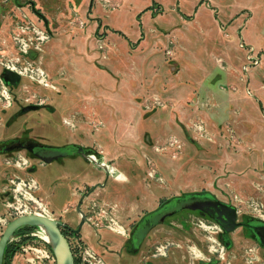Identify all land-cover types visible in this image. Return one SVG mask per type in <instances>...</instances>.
I'll use <instances>...</instances> for the list:
<instances>
[{
	"label": "rangeland",
	"instance_id": "374dc122",
	"mask_svg": "<svg viewBox=\"0 0 264 264\" xmlns=\"http://www.w3.org/2000/svg\"><path fill=\"white\" fill-rule=\"evenodd\" d=\"M32 1L47 26L28 0H0V236L13 219L36 213L77 228L78 198L102 184L82 202L88 220L80 233H67L73 264H175L173 252L187 255V264H264V249L245 227L264 222V110L254 105L257 93L240 85L248 77L242 68L236 85L216 84L221 63L226 70L244 62L239 28L235 38L228 29L241 14V27L249 18L245 43L260 55L248 71L264 80V0ZM144 56L165 65L153 64L158 77L146 71L132 80L131 94V62L121 79L108 61ZM11 67L21 75L8 85L3 73ZM223 91L232 92H224L226 106L216 96ZM28 144L73 154L46 164ZM199 193L235 209L241 226L228 234L231 246L215 222L191 211L155 224L139 245L131 240L143 215ZM40 233L35 225L17 228L2 264H56Z\"/></svg>",
	"mask_w": 264,
	"mask_h": 264
},
{
	"label": "flooded vegetation",
	"instance_id": "af4514ba",
	"mask_svg": "<svg viewBox=\"0 0 264 264\" xmlns=\"http://www.w3.org/2000/svg\"><path fill=\"white\" fill-rule=\"evenodd\" d=\"M24 7L21 6L20 4H18V8H24ZM26 7L28 8L29 12L32 15H35L38 19H40L43 22L44 26H47V21L45 20L44 16L40 13V11L37 10V8L35 7V4L32 0H28V2L26 3ZM89 7H90V4H89ZM89 9H88V11H89ZM88 11L86 14L87 17L89 14ZM7 69L17 73L18 75H21V73L18 72L15 67L7 68ZM26 147L37 158H38V156L36 154L39 150H49V149L60 150L61 152L64 153L63 156L60 158H65V157L71 156L73 154L72 152H70V150L72 149L70 147H63V148L60 147L59 148V147H50V146L38 145V144H35V145H29L28 144V146H26ZM79 154L82 155L83 158L86 159V161L91 163L95 168L99 169L101 172L103 170L98 168L100 163L108 166L107 163H105L103 160H100L96 155L85 154V153H82L81 151L79 152ZM60 158H58V159H60ZM55 160H57V159H55ZM46 164H48V163H46ZM103 173L106 176H108V174L105 173L104 171H103ZM100 186H102V184L94 186L95 188H88L84 192V195L81 194V196L78 198V204L75 208L77 216L79 217L77 228H78V225L82 219H84V220H83V223L81 225V228L84 225V221L88 220L85 217V215L81 209L83 200L88 198V196L91 195L93 190L96 189L97 187H100ZM186 202H189V203L194 202V204L200 205L201 209L200 208L190 209V208L184 207L183 205ZM221 204L227 205L228 207L230 206V205L216 199L215 197L211 196L210 194H206V193L180 195V196L174 198L170 204L164 206L163 208L158 209L156 212L149 214L147 216L143 215L141 217V220H139V222H136L131 228L133 230L131 240H133L134 243L137 242V244L139 245L140 242L142 241V239L144 238V236L152 228H154L155 225H152L153 217L156 216L157 214H160V213L168 210V209H170V210L173 209V213L169 217L176 216V218L178 219L177 216L180 215L181 213L186 212V211H191V212L195 213L193 215L194 217H200V218L206 219L207 221L211 220V221L215 222L220 227L219 237L221 238L222 243L226 244L227 246H231V242H230V240H227V236L235 228H237L238 226H241V224H239L236 221V216H235V219H234L235 227L231 231L226 232L225 228H228L230 226V221L225 217V215L222 214V211L220 209H223V207L220 206ZM230 207H232V206H230ZM77 208H79L80 211ZM219 210L221 212L218 214ZM189 215H191V214H189ZM60 224H61V226H60L61 231L65 230L66 233L69 232L70 234L77 235L81 231V228H80V230L78 232H76L77 228H74L73 226L68 225L67 223H60ZM182 227H184V226L182 225ZM245 227L248 228L252 232L253 239L257 242V244L262 249H264V222L251 221V222L246 223ZM145 229H147V231L144 234L143 232ZM63 235L67 239V234L66 235L63 234ZM141 235H143V236L141 237ZM175 238L178 239V237L176 235H175ZM184 238L187 240H191L187 236H185ZM67 241H68V239H67ZM200 259H201L200 262H193L192 261L191 264H217L216 259H209V258L208 259L207 258H204V259L200 258ZM171 260L175 264H178L177 263L178 261L179 262L182 261V264H187L189 257L187 255H182L181 258L178 259L177 256L175 255V252H173V256H172Z\"/></svg>",
	"mask_w": 264,
	"mask_h": 264
},
{
	"label": "water",
	"instance_id": "95a60500",
	"mask_svg": "<svg viewBox=\"0 0 264 264\" xmlns=\"http://www.w3.org/2000/svg\"><path fill=\"white\" fill-rule=\"evenodd\" d=\"M3 80L6 84L13 85L19 81V75L11 70H5L3 73ZM63 154L64 153L61 152L60 150L49 149V150H39L36 155L41 161L45 163H50L51 161L62 157ZM183 206L190 209H196V208L201 209V206L198 204H194V202L193 203L186 202L184 203ZM220 206L223 207V209H220L222 211V214L225 215V217L230 221V226L228 228H225V231L226 232L231 231L235 227L234 219L236 216V211L233 207L230 206L228 207L227 205L224 204H221ZM77 209L79 210V208ZM220 210L218 211V214L221 212ZM172 213H173V209L171 210L168 209L160 214H157L152 219L153 220L152 225L163 222V220L166 217H169ZM83 220L84 219H82L81 222L79 223L76 232L80 230ZM38 224L46 226L50 230L53 238L56 240L58 244L59 254H56L57 252L56 253L54 252L56 256V264H73L72 251L66 237L63 235L60 229L61 224L56 220L37 214L21 215L7 224V226L5 227V229L3 230L0 236V264H2L3 252L6 243L9 240L10 236L13 234V232L17 228L25 225H38ZM146 231L147 229H145L143 233L145 234ZM143 235H141V237Z\"/></svg>",
	"mask_w": 264,
	"mask_h": 264
},
{
	"label": "crops",
	"instance_id": "0c3cea01",
	"mask_svg": "<svg viewBox=\"0 0 264 264\" xmlns=\"http://www.w3.org/2000/svg\"><path fill=\"white\" fill-rule=\"evenodd\" d=\"M215 1H217V0H215ZM262 1V0H261ZM264 7V6H263ZM239 10H243V11H249L250 13H251V11L248 9V8H245V7H239L238 8ZM246 14V13H245ZM243 15L244 14H241L240 15V17H237L234 21H233V24L232 25H230L229 27H228V29H229V32H230V37L231 38H235V35L233 34V32L237 29V28H239V30H237V32H238V34H240L241 35V37L244 39V44L245 45H247L248 43H245V31H244V29H245V26H246V21H247V19H249V18H247L245 21H244V25L241 27V25H240V21H241V18L243 17ZM250 16H251V14H250ZM249 16V17H250ZM234 25V26H233ZM237 25V26H236ZM233 34V35H232ZM247 46H251L254 50H255V46H253V45H247ZM241 47L239 46L238 48H237V53H238V55L240 56H242V53H243V51L244 50H242V49H240ZM108 49H110V51H111V53L112 54H115L116 56H118V54H119V52H118V50H119V48L117 47V46H113V45H111V46H108ZM233 52V51H232ZM244 54H245V51H244ZM110 61H108V71L110 70V71H114L115 73H117L120 77H121V79L123 78L122 77V74H124V70L125 69H123V67H122V65H130L129 64V62L128 61H130L131 62V65H130V67H129V71L131 72V76H132V79L130 80V81H128V87L129 88H127V90L128 91H130L131 92V94H135V91H133V84H132V80H134V79H136V80H138V78H139V75H140V77L141 78H143V76H144V74H145V72L147 71V72H149L150 74H152V75H154V76H156V77H158L159 75L157 74L158 72H156V73H154L156 70H157V68H156V70H154V69H152V66H153V64H156V63H160V62H153V61H150L149 60V57H147V56H144L143 58H140V59H134V58H130V59H126V60H123V59H121L120 58V64L119 65H116V63H115V61L117 60V57L116 58H110L109 59ZM162 66H164L165 64H162V63H160ZM243 63H242V58H241V62L239 63V65H238V67H235L234 65H233V62H228V64H227V68H226V70L225 69H223L224 68V66H223V64L221 63L220 64V66H221V68H222V70H223V73H218L217 75H216V78L218 79L217 80V82H216V84H218L219 85V83H223L224 81H225V79L227 78L229 81H233L234 83L233 84H235L236 85V83L237 82H239V80L240 81H242V73H241V65H242ZM158 66V65H157ZM158 69H160V66L158 67ZM232 70H234L236 73H233V71ZM224 72H225V74H224ZM247 73H248V77H246V79H244V82H240V85L241 86H243V88L245 87V88H250L251 90H253L254 92H256L257 93V95H258V98L255 100L256 101V104H254L255 106H259V107H261L263 110H264V80H262L260 77H259V75L257 74V73H254V72H250V71H248L247 70ZM111 74V73H110ZM214 75V74H213ZM228 75V76H227ZM153 76V77H154ZM110 78H116L115 76H114V74H113V76L112 75H110ZM135 80V81H136ZM246 82V83H245ZM215 84V85H216ZM221 85V84H220ZM238 86H239V83H238ZM234 87V86H233ZM224 92L225 91H223L222 93H216V96L217 97H220V98H222V100H223V103H222V105H224V106H226V101L224 100V98L226 97V95L224 94ZM241 92V91H240ZM225 93H227V92H225ZM242 93V92H241ZM214 94V93H213ZM228 94V93H227ZM228 96H232V92L231 93H229L228 94ZM245 96V95H244ZM252 96V95H251ZM251 96H245V97H251ZM249 100H250V98H249ZM248 100V101H249ZM251 101V100H250ZM250 101H249V103H250ZM232 104L234 105V106H238V107H240L239 106V102L238 101H233L232 102ZM230 106V105H229ZM233 111V110H232Z\"/></svg>",
	"mask_w": 264,
	"mask_h": 264
},
{
	"label": "bare ground",
	"instance_id": "6f19581e",
	"mask_svg": "<svg viewBox=\"0 0 264 264\" xmlns=\"http://www.w3.org/2000/svg\"><path fill=\"white\" fill-rule=\"evenodd\" d=\"M95 161V160H94ZM95 164V163H94ZM98 168H100L101 170H103L105 173H107L108 175H110V176H116V177H119V175H118V172L113 168V167H111V166H107V165H105V164H99V166H98ZM102 171V172H103ZM27 213V212H26ZM37 215H43V216H45V217H48V218H50L46 213H36ZM52 219V218H51ZM36 227H38V229L40 230V238L44 241V242H46L49 246H50V248H52L53 249V252H57L56 254H59V252H58V249H59V247H58V244H57V242H56V240L53 238V236H52V234H51V232H50V230L46 227V226H44V225H41V224H38V225H35ZM37 234V233H36ZM11 238H13V235H11L10 236V238L9 239H11Z\"/></svg>",
	"mask_w": 264,
	"mask_h": 264
},
{
	"label": "built area",
	"instance_id": "2783aa9c",
	"mask_svg": "<svg viewBox=\"0 0 264 264\" xmlns=\"http://www.w3.org/2000/svg\"><path fill=\"white\" fill-rule=\"evenodd\" d=\"M239 46L245 51L244 62L241 67L242 71L246 72L248 68L259 65L260 55L258 52H255L251 46H247L243 43H240Z\"/></svg>",
	"mask_w": 264,
	"mask_h": 264
},
{
	"label": "trees",
	"instance_id": "16d2710c",
	"mask_svg": "<svg viewBox=\"0 0 264 264\" xmlns=\"http://www.w3.org/2000/svg\"><path fill=\"white\" fill-rule=\"evenodd\" d=\"M119 33H120V32H119ZM62 233L65 234V235L67 234V233L65 232V230H62ZM68 243H69V242H68ZM70 248H71V247H70Z\"/></svg>",
	"mask_w": 264,
	"mask_h": 264
}]
</instances>
